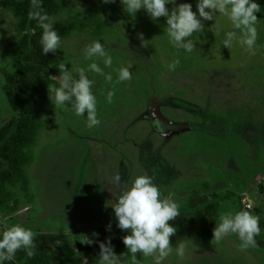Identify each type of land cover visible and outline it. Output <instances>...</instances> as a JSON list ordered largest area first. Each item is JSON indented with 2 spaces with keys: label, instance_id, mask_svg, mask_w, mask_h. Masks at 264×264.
Here are the masks:
<instances>
[{
  "label": "rangeland",
  "instance_id": "1",
  "mask_svg": "<svg viewBox=\"0 0 264 264\" xmlns=\"http://www.w3.org/2000/svg\"><path fill=\"white\" fill-rule=\"evenodd\" d=\"M58 1L60 11L49 17L53 26L76 28L51 51L54 65L72 86L84 70L99 124L88 126L87 111L77 116L72 98L56 105L51 93L37 95L41 129L27 149L30 187L7 186L18 203L0 204V236L20 223L34 237L66 234L79 250L89 245L84 237L93 243L118 226L114 207L139 175L152 178L162 198L178 206L236 192L244 209L264 222V12L257 13V38L249 49L243 28L206 9L213 18L198 16L201 31L184 38L193 44L189 53L170 41L166 17L153 20L143 8L130 14L120 0ZM198 2L176 0L166 7L191 3L195 12ZM257 2L264 8V0ZM27 32L22 19L0 5V128L17 116L4 91L9 76L32 73L20 61ZM229 32L233 39L225 45ZM97 40L105 57L86 58ZM93 63L100 73L89 70ZM121 68L129 69L130 80L119 79ZM59 85L48 82V88ZM241 205L231 198L210 208L211 224L206 219L175 228L160 264H264V249L243 247L234 233L215 241L219 217L240 212ZM112 255L117 264H157L159 251L133 257L122 248Z\"/></svg>",
  "mask_w": 264,
  "mask_h": 264
},
{
  "label": "clouds",
  "instance_id": "2",
  "mask_svg": "<svg viewBox=\"0 0 264 264\" xmlns=\"http://www.w3.org/2000/svg\"><path fill=\"white\" fill-rule=\"evenodd\" d=\"M115 0H103V3H114ZM125 10L130 14H136L140 9L146 10L153 20L160 17L167 18L168 35L174 46L183 48L186 52H192L191 41L184 43V38L191 37L195 32L201 31V19L211 20L212 12L219 11L227 16L236 28L245 30V39L242 41L249 49L253 47L257 38V13L264 12L257 0H199L197 11H193L191 3H183L170 11L166 5L175 4L176 0H120ZM230 6V8H229ZM41 0H32V11L29 13L31 20H38L39 26L43 29L41 45L44 54L61 47V37L54 29L53 23L47 14H42ZM198 12V15H197ZM228 39L225 45L233 39V33H227ZM105 57V49L99 40L95 41L86 50V58L93 56ZM106 65H111L110 57L104 59ZM179 60H176L170 67L174 68ZM64 70V65L60 66ZM90 71L101 72V68L93 63ZM81 78L69 88L67 84L68 75L65 74L59 87L52 86L49 91L51 99L56 105H63L65 101L75 97V114L83 116L87 111L88 126L99 124L96 110V97L92 92V82L84 76L81 69ZM66 73V72H65ZM119 79L130 80L131 73L128 68H121L118 73ZM111 79V77H109ZM115 182H120V177H115ZM250 207V206H249ZM118 218V227L121 230L130 232L124 237V244L133 254L142 252L149 256L159 251L157 264L160 259L166 257L171 251L169 238L175 232V228L169 223L179 215L178 204L170 199H163L160 188L147 175L137 176L122 195L114 207ZM229 233L238 234L243 242V247L255 245L254 237L260 233L259 217L253 216L249 211H240L235 214L228 212L219 217V225L215 229V241H220ZM34 233L30 228L22 224L12 225L0 236V264L6 260H12L20 249L28 250L29 256L33 255L31 249ZM84 244H91L86 237L81 241ZM103 252L99 264H117L115 255L109 256V250L101 246ZM182 254V250H181Z\"/></svg>",
  "mask_w": 264,
  "mask_h": 264
},
{
  "label": "trees",
  "instance_id": "3",
  "mask_svg": "<svg viewBox=\"0 0 264 264\" xmlns=\"http://www.w3.org/2000/svg\"><path fill=\"white\" fill-rule=\"evenodd\" d=\"M0 5L22 19V25L28 32L23 37L20 61L32 68V73L25 76L10 75L4 87L11 105L17 111V116L7 126L0 128V204L14 202L15 207L18 203L15 199L16 195L7 186L20 184L27 192L30 187L26 167L32 162V156L28 154L27 149L34 144L41 129L36 114L35 99L38 94L47 97L50 93L48 82L58 81L54 76L61 77V70L54 65L51 51L47 54L43 53L40 42L43 29L39 26L38 20L29 18V13L33 10L32 0H0ZM41 5L39 11L49 17L56 15L61 8L58 0H41ZM53 27L60 36H66L76 28L74 24L61 23ZM68 84L69 88L66 91L72 87L71 83ZM71 98L75 103V97ZM231 198H237L240 205L242 204L239 194L228 192L218 196L214 201L210 200L203 204L192 202L188 206H178L179 215L169 223L177 228L185 224L197 225L201 220L207 219V223L211 224L210 208ZM241 206L240 211H245L244 206ZM259 225H264V222L259 221ZM127 235H130L129 231L121 230L117 226L112 231L104 230L99 240L75 250L68 235L41 233L34 237L32 256L27 254L28 250L20 249L12 260H6L3 264H97L103 252L102 245L109 250V253L127 248L123 242ZM235 236L241 241L238 234ZM254 239L255 245L252 246L264 249V235L258 234Z\"/></svg>",
  "mask_w": 264,
  "mask_h": 264
},
{
  "label": "water",
  "instance_id": "4",
  "mask_svg": "<svg viewBox=\"0 0 264 264\" xmlns=\"http://www.w3.org/2000/svg\"><path fill=\"white\" fill-rule=\"evenodd\" d=\"M54 78L56 79V80H58V81H62L63 80V78L62 77H59V76H54ZM68 84V83H67ZM69 85V84H68Z\"/></svg>",
  "mask_w": 264,
  "mask_h": 264
}]
</instances>
